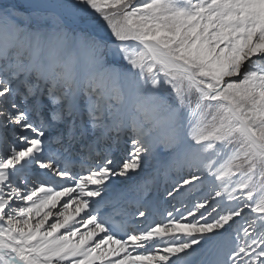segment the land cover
I'll list each match as a JSON object with an SVG mask.
<instances>
[{"label":"snow or ice","instance_id":"6c2138e0","mask_svg":"<svg viewBox=\"0 0 264 264\" xmlns=\"http://www.w3.org/2000/svg\"><path fill=\"white\" fill-rule=\"evenodd\" d=\"M0 264H264V0H0Z\"/></svg>","mask_w":264,"mask_h":264}]
</instances>
